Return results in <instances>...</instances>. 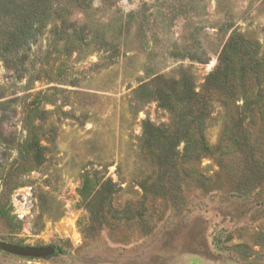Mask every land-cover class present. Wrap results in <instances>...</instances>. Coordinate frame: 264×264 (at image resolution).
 I'll list each match as a JSON object with an SVG mask.
<instances>
[{"label":"rangeland","instance_id":"rangeland-1","mask_svg":"<svg viewBox=\"0 0 264 264\" xmlns=\"http://www.w3.org/2000/svg\"><path fill=\"white\" fill-rule=\"evenodd\" d=\"M44 1L0 58V243L56 252L0 264H264V65L206 89L234 34L264 64V0Z\"/></svg>","mask_w":264,"mask_h":264},{"label":"trees","instance_id":"trees-1","mask_svg":"<svg viewBox=\"0 0 264 264\" xmlns=\"http://www.w3.org/2000/svg\"><path fill=\"white\" fill-rule=\"evenodd\" d=\"M48 12L45 8L44 0H0V58L6 62H12L17 58L19 50L32 41L39 30L38 23L46 18ZM247 56L248 61L253 64V69L258 70L262 65L254 59L255 51L253 44L245 41L239 35H232L226 48L222 51L219 58L220 65L209 76L206 81L208 85L215 81H227L230 74L234 71L229 63V57L235 58L237 55ZM262 61V60H261ZM223 63V64H222ZM177 85V82L174 83ZM185 100L188 105L199 96L190 95L186 91ZM202 113L197 117L199 123L200 150L205 149V140L202 135L201 127ZM148 136V133L145 134ZM149 138L151 135L148 136Z\"/></svg>","mask_w":264,"mask_h":264},{"label":"water","instance_id":"water-1","mask_svg":"<svg viewBox=\"0 0 264 264\" xmlns=\"http://www.w3.org/2000/svg\"><path fill=\"white\" fill-rule=\"evenodd\" d=\"M0 250L24 258H44L53 255L56 251L54 247H28L9 243H0Z\"/></svg>","mask_w":264,"mask_h":264}]
</instances>
